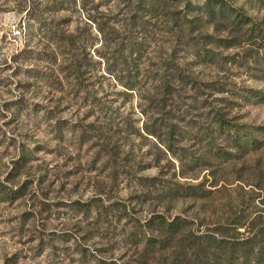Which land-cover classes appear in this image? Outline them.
Segmentation results:
<instances>
[{
  "label": "rangeland",
  "instance_id": "obj_1",
  "mask_svg": "<svg viewBox=\"0 0 264 264\" xmlns=\"http://www.w3.org/2000/svg\"><path fill=\"white\" fill-rule=\"evenodd\" d=\"M0 264H264V0H0Z\"/></svg>",
  "mask_w": 264,
  "mask_h": 264
},
{
  "label": "trees",
  "instance_id": "obj_2",
  "mask_svg": "<svg viewBox=\"0 0 264 264\" xmlns=\"http://www.w3.org/2000/svg\"><path fill=\"white\" fill-rule=\"evenodd\" d=\"M74 3L77 2V0H73ZM23 7H25V11L27 14V17L29 18V20H31V18H35L34 15V8H32L30 5H23ZM87 26H89V24L86 23ZM91 27V26H89ZM48 39H50L53 44H55L57 46V48L61 49V48H65V52L68 50L70 52H73L74 54H77L78 50H80V52L83 53V59L81 58H77V55H74L73 57L70 58H65L66 63L63 66V70L64 71H69L70 74L69 76H74L77 81L79 80V78L81 77V75H83L84 73H88L91 74L93 67L91 68V59H88L87 61V57L90 55L91 58L93 59V53L95 52L93 50L92 52V47H94V42L92 38H87V40L85 38L82 37L81 33H66V32H62L60 30H57L56 28H51L48 31ZM30 51L25 50V52H22L20 55H24L27 54ZM79 54V53H78ZM19 56L15 57L19 58ZM51 57V56H50ZM53 58V57H51ZM90 63V64H89ZM81 87H77V89H79ZM80 90V89H79ZM86 101H90V102H98V99H96V97L91 96L90 92L88 91L86 94ZM141 238V237H140ZM140 238H137V242H140ZM142 255L141 257L138 259V261L140 262L142 259Z\"/></svg>",
  "mask_w": 264,
  "mask_h": 264
}]
</instances>
